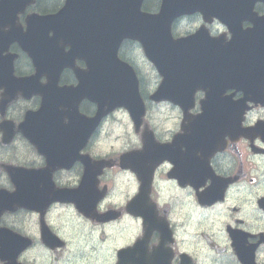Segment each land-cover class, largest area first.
<instances>
[{
	"label": "clouds",
	"instance_id": "clouds-1",
	"mask_svg": "<svg viewBox=\"0 0 264 264\" xmlns=\"http://www.w3.org/2000/svg\"><path fill=\"white\" fill-rule=\"evenodd\" d=\"M261 2L264 3V0ZM163 5L164 0H160V6L153 16L160 15ZM189 17L205 18V15L196 10L181 13L171 21ZM256 17L262 18L259 15ZM207 21L209 24L214 23L210 32L199 24L194 28L181 30L180 35L186 36V40L191 39L203 29L210 39L223 38L225 43H231L222 35L231 31L227 23L217 16H212ZM245 24L248 25L247 28ZM240 26L242 31H248L254 29L255 24L249 19H242ZM8 30L5 26L4 31ZM169 35L172 39L171 33ZM123 40H133L137 43L140 46L141 57L146 63L152 60L141 40L130 37H124ZM172 41L179 42L173 39ZM69 49L70 45H66V53ZM82 63L88 65L86 60H82ZM88 69L89 65L85 71ZM156 69L160 89L165 77L157 65ZM13 76L15 77V73ZM39 83L46 86L49 83L48 76L41 75ZM79 85L80 80L77 77L70 88H78ZM57 87L65 88L61 86L59 78ZM228 91L226 89L223 95L226 98L230 97L233 103L240 102L236 95L245 99V92L241 89L235 88V95H229ZM5 92L6 89L0 87V100L4 98ZM33 96L38 98V103H35L34 108L32 103H29L23 110L26 115L39 113L43 108L44 97L34 93L26 98L23 93L18 92L15 98L7 103L0 116L17 113L23 108L21 101H32ZM197 96L200 98V107L192 117L203 114L202 102L207 99L206 90L196 89L193 92V103ZM154 97H149L150 102L139 122L127 106L123 104L113 106L100 117L78 151L79 157H87L91 162L102 165L95 177L96 190L100 193L94 205L95 213L104 216L113 213L112 217L115 219H111L109 223H98L75 201L59 199L51 200L42 210H30V214L23 217L13 218L0 214V230H7L20 238L25 236L33 238L31 241L27 240L28 247L17 253L14 264H121L122 254L134 249L138 242L144 239L145 218L129 210L132 202L142 193L143 180L133 168L123 166V158L144 150L146 132L152 135L157 144L167 146L173 144L178 136L185 135L184 126L187 123L186 112L181 104L167 98ZM91 103L93 108L87 116L95 119L99 113V104L92 100ZM190 108L187 109V115ZM77 111L86 117L80 113L79 104ZM3 123L11 124L7 119ZM69 123L68 116H65L63 124ZM141 123L144 125L142 130ZM261 123H264V103L245 102L240 126L247 130ZM19 129L18 136L11 137L7 142L5 140L0 142V192L9 195H14L18 188L8 168L36 172L48 168L47 156ZM248 139H251L254 145L264 148V136L246 137L243 143ZM241 143L233 139L231 144L225 146L223 152H214L208 159L213 162L220 176L234 174L237 164L247 165L244 178L229 185L226 194L214 201H202L200 197L203 193L199 191L200 186L182 182L179 177L170 175L176 167L173 161L165 158L154 166L147 195L157 217L166 223L170 232V240L165 241L163 245L166 249L171 250L174 247L181 253H187L195 264H243L235 249L232 236L235 230L245 234L246 242L253 248L252 264H264V207L259 203L264 197V154H257L252 150L244 151L241 149ZM21 144L28 145L30 155L23 154ZM82 150L84 155H80ZM180 151L186 152L187 148L181 146ZM201 155L200 152L196 153L197 157ZM85 175L86 165L82 159H76L68 167L61 166L53 170L51 182L59 191H76L81 188ZM52 209L58 211L53 212ZM41 212L47 220L46 230H50L53 238L58 237L64 242L62 247L53 250L46 246V241H40ZM161 241V232L153 229L147 241V252L151 254L161 245ZM180 259L183 260L185 257ZM0 264L13 262L0 257ZM169 264H175L173 254Z\"/></svg>",
	"mask_w": 264,
	"mask_h": 264
},
{
	"label": "water",
	"instance_id": "water-1",
	"mask_svg": "<svg viewBox=\"0 0 264 264\" xmlns=\"http://www.w3.org/2000/svg\"><path fill=\"white\" fill-rule=\"evenodd\" d=\"M140 3L141 0H66L65 7L53 19L60 44L55 54L86 60L89 65L88 71L80 75L79 93L99 104L98 117L90 119L94 125L116 105L127 106L137 120L142 113L134 72L117 57L124 37L141 40L150 61L164 75L155 99L172 100L180 95L179 88L183 86L186 92L205 89L208 103L215 104L223 85L237 83L231 77L225 60L227 52L220 40L209 39L203 32L187 40L172 37L179 42L170 38L175 16L203 10L205 18L210 17L212 12L203 9L211 7L208 0H164L158 16L141 13ZM66 45H70L67 53L63 51ZM239 84L246 86L248 82L243 79ZM209 111L208 119L217 122L222 111L212 107Z\"/></svg>",
	"mask_w": 264,
	"mask_h": 264
},
{
	"label": "flooded vegetation",
	"instance_id": "flooded-vegetation-1",
	"mask_svg": "<svg viewBox=\"0 0 264 264\" xmlns=\"http://www.w3.org/2000/svg\"><path fill=\"white\" fill-rule=\"evenodd\" d=\"M54 1L55 0H35L32 6L24 9V11L17 16L18 20L15 22V25L24 31L26 28V18L29 15H47L55 13L57 10L55 8L56 2ZM0 19L2 18L0 17ZM5 26L8 27V24H0V87H4L6 89V96L10 93H16L19 90V87L13 80V73H15V78H25L31 76L34 73V68L28 57L21 51L18 44H6L4 43V40L1 39L7 34V31H4ZM39 78L37 83L40 85ZM73 81V74L70 71L66 70L61 73V85H70L73 83ZM228 93H231V91H228ZM2 101H4V98L0 100V113L4 112V109L7 105H4ZM29 103H32L34 108L35 103H38V98L33 96L32 101L22 100L21 104L23 105V108L20 111L15 114L8 113L5 116H0V124H3L0 125V142H3L4 140L7 142L11 139V137L19 135L18 127L24 121V116L26 114L23 109L27 108ZM84 107L90 108L92 111V107H90L87 102H83L81 103V112H85ZM197 108L198 105L196 104V107L191 111V115L196 114ZM5 119L9 120L11 124H4L3 122ZM184 127L185 135L175 140L173 144L165 146L164 155L165 158L173 161L176 165L174 171L170 173V175L179 177L182 182H190L197 187L200 186L199 191L203 193L200 198L204 202L214 201L218 196V192H223L222 195L226 194L227 187L232 183H236L244 178L247 171L246 164L243 166L237 164L234 174L227 176L218 175L213 162L208 161L209 157L214 152H223L226 145L231 144L233 139H237L238 141L242 142V150H252L257 154H264V148L254 145L251 139H248L246 143H243L246 137L254 138L256 135L264 136V123L258 124L257 127L252 129H239V134L235 133L234 127L231 125V123H229L226 126L214 128L215 130L213 129V135H209V137L206 136L208 139L204 142H198L191 139L192 132L196 130L195 125H191L190 122L187 121ZM42 136L43 138L45 136L47 138L46 132ZM181 146H185L187 151H180ZM43 147L44 145H41L40 148L42 149ZM21 149L24 155L27 156L31 154L27 144H21ZM197 152H200L202 155L197 157ZM81 154H85L83 150L81 151ZM157 163L158 161H156V159L151 156H146L145 159H136L134 161V170L139 173L140 178L143 180V189L147 188V186L149 187L151 181V177L147 179V172L150 171L151 168H154ZM59 165L68 166V161L66 163L55 162L53 167L38 172L31 171V174L27 173L25 170L16 168H8V171L10 172L11 177L17 186H21L24 189L36 192V194H34L38 201L36 209L42 210L51 200H53V195L51 192V172L58 168ZM209 186L211 187L208 189ZM209 190L212 192H208ZM261 199L262 200L259 203L262 207H264V197ZM51 211L55 212L58 210L52 209ZM0 214H4L13 218L23 217L30 214V209L20 206L14 210L7 211L3 206H0ZM145 215L146 218L150 217L148 209H146ZM155 219L156 221H160L165 227L164 232L162 233V240L164 242L170 240V232L166 223L159 219L157 215ZM46 225V217L43 212H41L39 219V239L41 242H47L48 239L53 237L50 230H46ZM232 236L235 242L236 252L238 253L243 264H252L253 248L246 242V235L234 230ZM25 237L29 238L30 240L33 239L32 237ZM20 246V241H15L11 246H8L7 249L14 253V250L19 249ZM46 246L50 247L47 244ZM52 249L55 250L58 248ZM154 250H162L164 260L167 264H169L172 254L174 256L175 264H195V261L192 259V257H189L187 253L179 252L174 247L170 250L162 246L157 247ZM4 257H7V255H4ZM180 257H185V259L181 260Z\"/></svg>",
	"mask_w": 264,
	"mask_h": 264
},
{
	"label": "rangeland",
	"instance_id": "rangeland-1",
	"mask_svg": "<svg viewBox=\"0 0 264 264\" xmlns=\"http://www.w3.org/2000/svg\"><path fill=\"white\" fill-rule=\"evenodd\" d=\"M141 70L143 71V73L145 74L146 77L148 76V74L151 71L150 68L144 63H141Z\"/></svg>",
	"mask_w": 264,
	"mask_h": 264
},
{
	"label": "trees",
	"instance_id": "trees-1",
	"mask_svg": "<svg viewBox=\"0 0 264 264\" xmlns=\"http://www.w3.org/2000/svg\"><path fill=\"white\" fill-rule=\"evenodd\" d=\"M54 2H56V0Z\"/></svg>",
	"mask_w": 264,
	"mask_h": 264
}]
</instances>
